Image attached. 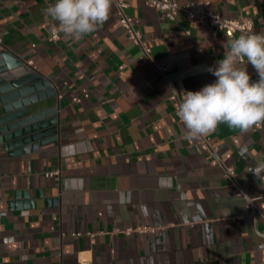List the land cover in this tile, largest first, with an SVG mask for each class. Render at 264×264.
<instances>
[{
	"label": "crops",
	"instance_id": "1",
	"mask_svg": "<svg viewBox=\"0 0 264 264\" xmlns=\"http://www.w3.org/2000/svg\"><path fill=\"white\" fill-rule=\"evenodd\" d=\"M124 1L181 102L215 82L209 67L244 34ZM206 1L264 33V0ZM55 2L0 0V51L53 90L28 112L54 108L57 121L54 141L0 142V264H264V122L247 131L220 123L205 136L233 167L227 180L198 139H185L168 81L117 24L113 3L109 19L75 41L45 18ZM137 227L150 229L124 232Z\"/></svg>",
	"mask_w": 264,
	"mask_h": 264
},
{
	"label": "clouds",
	"instance_id": "2",
	"mask_svg": "<svg viewBox=\"0 0 264 264\" xmlns=\"http://www.w3.org/2000/svg\"><path fill=\"white\" fill-rule=\"evenodd\" d=\"M111 5L112 0H56L46 8L45 18L56 22L67 38L79 41L109 19ZM248 64L256 70L257 81H252ZM208 71L215 82L184 92L177 112L185 139L206 136L220 123L247 131L264 122V33L230 39L223 58Z\"/></svg>",
	"mask_w": 264,
	"mask_h": 264
},
{
	"label": "water",
	"instance_id": "3",
	"mask_svg": "<svg viewBox=\"0 0 264 264\" xmlns=\"http://www.w3.org/2000/svg\"><path fill=\"white\" fill-rule=\"evenodd\" d=\"M47 85L41 74L33 72L24 60L6 49L0 51V104L3 110L0 115V142L8 143L12 139H15L11 142L13 144L54 141L55 109L32 115L28 112L30 103L53 93V90H45Z\"/></svg>",
	"mask_w": 264,
	"mask_h": 264
},
{
	"label": "built area",
	"instance_id": "4",
	"mask_svg": "<svg viewBox=\"0 0 264 264\" xmlns=\"http://www.w3.org/2000/svg\"><path fill=\"white\" fill-rule=\"evenodd\" d=\"M112 3L115 7L117 14V24L123 28L128 38L132 41L133 44L139 47L141 55L148 58L154 69L158 71L169 83L171 88V93L169 95V99L172 102L174 109L178 112L179 107L181 105V100L179 98L178 92L175 89L172 82L167 78L168 66L166 65H158L154 62V60L150 57V48L142 39L141 33L135 27L133 19L130 15L125 12V8L127 6L124 0H112ZM143 3L146 6H150L155 10L161 11L165 14V16L170 20H175L176 11H180L184 17L190 20H196L198 22H208V24L217 30L221 31L224 36L231 37L235 32H242L244 34L247 33H257L253 31V25L250 19L242 18V19H230L227 17H223L219 13L213 12L211 9L207 8L208 1L206 0H195L189 1L184 4H180L177 0H143ZM58 37V32L53 30L50 34V39H55ZM74 101H80L79 97L73 98ZM179 119V117H178ZM180 121V120H179ZM181 122V121H180ZM260 127V123L255 125L254 128ZM197 144L200 148L206 152H208L211 156V162L218 163L222 166L223 177L231 182H235L234 178V170L232 166L225 165L218 156V150L215 146L211 144L207 137L201 136L198 138ZM237 193L240 194L241 190L238 189ZM246 209L248 215L255 214V208L253 204V199L246 197ZM150 228L147 227H137V228H127L124 232L130 233L131 231H145Z\"/></svg>",
	"mask_w": 264,
	"mask_h": 264
}]
</instances>
